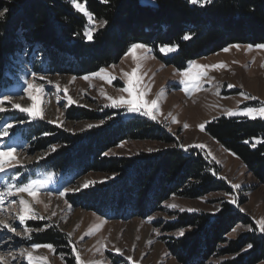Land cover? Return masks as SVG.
Returning <instances> with one entry per match:
<instances>
[{
	"label": "trees",
	"instance_id": "16d2710c",
	"mask_svg": "<svg viewBox=\"0 0 264 264\" xmlns=\"http://www.w3.org/2000/svg\"><path fill=\"white\" fill-rule=\"evenodd\" d=\"M77 1L84 2L98 22L92 40L83 32L86 17L74 9L71 0H0V10L9 9L0 19V92L7 94V88L15 82L21 70L15 57L21 55L38 72L82 75L118 61L133 43L152 46L164 64L178 69L232 43L264 44V0H212L203 6L189 0H155L154 4L139 0ZM104 20L107 23L101 26ZM185 34L191 38L184 40ZM160 45H176L177 50L163 56L158 52ZM120 111L70 107L69 119L100 122L75 132L40 120L26 123L24 137L30 143L29 151L49 150L37 164L42 170L74 172V180L89 172L114 176L67 192V201L108 219H124L155 212L159 203L177 192L178 185L189 197L227 188L215 177V165L198 150L169 147L139 157L107 156L110 148L126 139L173 140L154 120L145 116L123 118ZM19 118L27 121L25 115L19 114ZM205 130L264 184V142H258L264 141V119L222 116L208 122ZM237 215L229 204H223L212 218L208 214L182 213L176 222L165 226L168 230L191 228L173 241L175 254L191 257L196 245L197 254L206 251L211 242L222 240L231 223L246 220ZM39 224L44 223L28 221V225ZM28 238L27 244L57 247L66 243L65 234L53 226L31 232ZM258 238L254 233L244 235L239 248L241 240H231L227 251L238 252L251 244V248L262 251L256 260L261 259L264 241ZM238 257L221 264H248L249 256Z\"/></svg>",
	"mask_w": 264,
	"mask_h": 264
},
{
	"label": "rangeland",
	"instance_id": "374dc122",
	"mask_svg": "<svg viewBox=\"0 0 264 264\" xmlns=\"http://www.w3.org/2000/svg\"><path fill=\"white\" fill-rule=\"evenodd\" d=\"M139 1L154 4L150 0ZM79 3L86 8L84 2ZM71 5L73 6L72 0ZM86 19L84 33L87 29H93V27L95 29L99 26L97 20L93 19L90 23L87 17ZM146 46L147 50H137L138 55L142 57L139 61L133 60L127 50L118 61L82 75H75L68 71L38 72L25 60V55L19 57L21 70L17 72L15 82L7 88V94H15L12 96L13 103L29 107L32 101L23 88L26 84L41 87L43 89L42 118L31 119L27 113L13 109L11 104L5 105L8 111L0 112V130L5 123L13 125L8 136L0 137V147L4 145L16 147L17 158L20 160L19 164L8 168L5 172H0V192H4L5 186L10 183H27L30 180L43 179L49 174L51 179L47 187L41 189L35 199L27 193L4 196L0 221L13 226L15 232L0 227L2 264H29V253L33 257L32 264H77V254L80 257V264H221L224 261L239 259L240 254L242 257L249 256L248 264H264V257L256 260L263 255L262 251L258 252L253 248L249 250L248 245L243 246L244 248L238 252L227 251L231 240H241L239 248L242 237L246 234L254 233L259 237L258 239L264 241V231H261V226L264 224V184L235 154L223 148L209 136L205 128L201 130L199 127L201 124L206 127L208 122L222 116L248 118L241 115L229 116L227 113L228 111L238 112L244 107L264 106V48L232 43L219 51L190 60L189 62H194L196 65L223 64L224 67L193 68V74L197 71H203L205 74L199 81L201 87L186 95L183 91L185 85L181 83V80L187 78L181 73L189 69V62L182 69L174 65H166L156 55L152 46ZM160 46H158V52L163 56L175 52L164 54L160 52ZM225 48L228 51H224ZM15 58L18 59L17 56ZM137 64H139L137 75L142 77L139 91L147 93L145 99L149 103L152 100L157 101L155 119L137 112H129L127 105L111 106L112 100L131 98L127 92L123 91L128 83V77L125 74H131ZM101 69L104 71L100 72ZM84 77L88 78L84 79ZM109 77L112 78L110 81ZM241 93L244 95L242 96ZM68 97L73 103H68ZM74 106L92 111L105 108L119 109L120 116L123 118L145 116L154 120L173 139L172 142L126 139L110 148L105 153L107 156L139 157L144 153L169 147H179L185 151L181 145L189 146L187 150H198L207 156L208 160L215 165V177L222 180L223 185L228 189L217 188L201 196L189 197L181 193L184 189L178 185L177 192L159 203L155 212L147 216L132 215L124 219H108L97 212L74 205L67 201L65 196H59V192L65 188L69 189L68 192H76L77 188L80 190L86 188L81 187L86 181L94 182L91 185L93 186L109 181L114 176L101 172H89L74 180V172L42 170L37 165L38 161L45 152L49 153V150L30 152V143L24 137L26 123L36 120L60 127L68 132L80 131L88 128L89 125L100 123L92 120L69 119V108ZM19 114L25 115L27 121L19 118ZM173 118L176 122H173ZM195 145L205 147H194ZM13 176H18L19 179H12ZM234 185L239 187H233ZM20 199L29 203L36 217L27 219L23 225L18 219L21 214ZM173 204L176 207H169ZM223 204H229L235 208L238 215L246 219V222L231 223L222 240L211 242L204 252L199 251L197 254L196 245L192 252L196 253L194 256L192 253L191 257L187 258L177 256L173 241L191 232V228L181 226L168 230L165 226L176 222L182 213L208 214L212 218L222 210ZM28 221H40L44 224L28 225ZM51 226L65 234V245L53 246L49 249L42 244L39 248H33L36 244H27L26 241L31 232H40ZM181 231L183 235H180ZM74 248L75 251H73ZM116 249L120 251L117 252ZM129 256L132 257L131 261L128 260Z\"/></svg>",
	"mask_w": 264,
	"mask_h": 264
},
{
	"label": "snow or ice",
	"instance_id": "6c2138e0",
	"mask_svg": "<svg viewBox=\"0 0 264 264\" xmlns=\"http://www.w3.org/2000/svg\"><path fill=\"white\" fill-rule=\"evenodd\" d=\"M104 2H107V0H104ZM150 2L154 3L155 0H150ZM192 4H200L203 6L206 3H211L212 0H189ZM74 8H76L78 11L82 12L89 20V22H93V14L88 12L83 4L77 2V0H72ZM9 9L4 8L3 10H0V19L4 18L7 14ZM107 23L106 20L100 21L101 26L105 25ZM93 31L94 29H87L84 33V35L87 37L88 40L93 39ZM191 37L188 34H185L183 36L184 40H189ZM238 47V46H237ZM257 48H264V44L256 45ZM251 48V46H249ZM145 49L147 50V46L140 43H133L130 48L128 49V54H130L133 58V60L139 61L142 59L140 55H138L137 50ZM160 52L164 54H168L171 52H174L177 50L176 45H161L159 48ZM224 51H228L227 48L224 49ZM206 67H213V68H220L224 67L223 64L220 65H213V66H202V65H196L194 62H189V69L181 73L182 76L186 77L187 79L181 80V83L185 85L183 91L186 95L190 94L191 91L198 89L201 87L199 81L200 78L205 74L203 71H197L195 74L192 73V69H204ZM104 69H101L100 72H103ZM139 71V64H137V67L134 68L131 72V74H125L128 77V83L127 86L123 88V91L127 92L130 99H117L112 100L113 107H117L120 105H127L129 112H137L141 115L149 116L152 119H155V112L157 111V101L152 100L150 103L145 99V96L147 95L146 92L139 91V84L142 80V77L138 76L137 73ZM33 76L35 74L33 73ZM88 77H84V79H87ZM103 78V77H102ZM109 81L112 79L111 77L108 78ZM23 91L28 94V98L32 101V104L29 107H24L18 103L12 102V96L15 95L14 93L6 94L4 92H0V112L8 111V108L5 107L6 104H11V107L13 109H18L21 112H25L28 114L29 118L35 119V118H42V111H41V104L43 103L41 99V93L43 92V89L41 87H37L34 84H26V87L23 88ZM34 93V94H33ZM65 94L67 95V92L65 90ZM243 96L244 94L241 93ZM108 99H112L111 97H108ZM68 103H73L72 99L68 97ZM229 116L234 115H241L246 116L250 119H256L257 117L264 118V106H261L259 108L256 107H244L242 110L238 112L228 111L227 113ZM173 122L175 121V118H173ZM13 127L11 123H5L2 126V130H0V137L8 136L9 130ZM89 127H92L89 125ZM187 127V125H185ZM201 130H204L205 126L204 124L199 125ZM249 141H245V143H248ZM258 142H264V141H258ZM255 146V145H253ZM182 148L187 151V148L189 146L181 145ZM194 147H205L204 145H195ZM20 160L17 158V148L13 147L11 145H4L3 147H0V172H5L10 167H14L15 165L19 164ZM12 179L18 180V176H13ZM51 179V174L46 176L43 179H36V180H30L27 183H18V184H7L5 186L4 192H0V211L3 210V202H4V196H14L18 193H27L28 195L32 196L34 199L39 194L41 189H45L47 185L49 184ZM92 181H86L81 187H89L93 184ZM233 187H239L238 185H234ZM80 189L77 188L75 191H79ZM69 191V189L65 188L64 190L59 192V196L64 197L66 193ZM51 195V193H49ZM15 203V201H13ZM21 205V214L18 216L19 222L21 225L25 223L27 219L30 218H36L35 214L32 212V208L29 205L27 201L24 199H20L19 201ZM169 207H176V205H169ZM55 215V213H53ZM150 219V218H149ZM260 223V222H258ZM0 227L7 228L11 232H15V228L11 226L8 223H5L4 221H0ZM27 231V229H25ZM261 231H264V224L261 226ZM180 235H183V231H181ZM41 245H33V248H39ZM43 247L52 249L51 244L43 245ZM253 247V245L249 244L248 248ZM75 251V248L73 249ZM117 252H119V249H116ZM77 264H80V257L77 254ZM28 260L29 264H32L33 257L31 254H28ZM128 260H132V257H128ZM3 258L0 257V264H2Z\"/></svg>",
	"mask_w": 264,
	"mask_h": 264
}]
</instances>
